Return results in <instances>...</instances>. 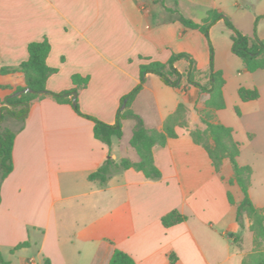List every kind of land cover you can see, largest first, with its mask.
I'll list each match as a JSON object with an SVG mask.
<instances>
[{"label":"crops","instance_id":"1","mask_svg":"<svg viewBox=\"0 0 264 264\" xmlns=\"http://www.w3.org/2000/svg\"><path fill=\"white\" fill-rule=\"evenodd\" d=\"M194 1L197 13L186 15L194 21L202 22L209 9L218 8L244 34L257 32L264 39V18L255 23L257 15H264V0L252 16L247 9L260 0ZM180 4V0H0V106L18 88L26 87L23 72L1 73V69L17 68L29 57V43L45 37L52 47L48 64L58 69L48 79V89L70 90L73 74L89 76L76 100L82 112L110 124L126 107L123 98L140 83V65L146 58L167 61L173 53L186 52L200 70L207 71L210 55L201 48L204 34L186 27L177 13L166 9H178ZM219 28L222 36L213 39ZM210 34L215 67L226 80V107L215 111V120L232 127L237 139L238 129L224 113L234 104L239 116L245 112L257 119L264 114V84L247 82L251 76L245 73L250 71L233 52L231 31L223 20L212 26ZM175 66L185 74L189 61L181 58ZM230 82L235 92L229 90ZM240 86L257 88L259 98L243 101ZM209 98V93L189 85L187 76L181 87H173L148 73L131 108L148 128L163 130L183 102L188 107V128L177 126V137L153 147L160 178L129 168L106 183L89 179L110 151L95 137L93 121L51 96L34 101L23 127L16 128L14 169L2 182L0 251L4 259L10 264H110L114 251L120 249L136 264H242L252 250V246L244 248L242 237L250 231V223L244 229L237 223L243 193L232 182V164L226 159L217 172L206 149L190 135V130L206 127L200 111ZM135 124L134 119H125L122 138L112 139L111 154L118 162L140 159L130 144ZM126 129L132 130L131 136ZM246 132L247 138L254 134L250 141L257 136L250 127ZM238 160L248 164L241 161V153ZM252 187L254 203L264 207ZM174 209L187 219L164 226L163 216ZM238 236L241 239L236 242ZM22 242L28 244L14 249Z\"/></svg>","mask_w":264,"mask_h":264},{"label":"trees","instance_id":"2","mask_svg":"<svg viewBox=\"0 0 264 264\" xmlns=\"http://www.w3.org/2000/svg\"><path fill=\"white\" fill-rule=\"evenodd\" d=\"M166 9L177 13V18L186 27L198 29L204 34L210 49L209 69L207 71L200 70L195 59L186 52L173 53L167 61L146 58V62L140 65V83L123 98L122 104L126 101V107L118 111L116 122L113 124L82 112L78 100L73 103V93L88 85L89 76H82L78 73L73 74L72 82L74 87L70 90L54 92L48 89L47 81L58 69L48 64L47 59L52 47L47 37L43 40L29 43V57L17 68L1 69V73L23 72L26 78V87H30L34 91L18 96L10 95L0 106V202L2 182L14 169L13 149L18 132L17 129L6 125V122L19 123L21 124L20 128H22L29 115L32 103L47 96H51L59 103L71 104L78 114L93 121L95 137L109 147L108 158L96 171L89 175L90 180H99L102 183H106L113 174L129 168L142 171L148 178H160L162 173L155 163L153 147L155 145H165L169 138L177 137V126L188 128V107L181 102L176 111L165 121L163 130H157L148 128L144 119L131 108V104L142 90L148 73L158 75L165 84L173 87H181L183 77L187 76L189 85H194L202 92L210 94L205 108L200 111L202 122L206 127L204 129H192L190 130V135L196 143L206 149L217 172L221 171L226 159L231 162L234 170L232 182H236L243 193V198L237 205V223L244 229L246 220L249 221V229L253 233V249L244 256L242 264H264V207H258L250 195L254 168L251 164L239 163L238 157L241 153L242 143L235 138L234 129L215 120V111L226 107L224 97L226 80L223 76V71L216 69L214 64V46L210 30L218 21H224L227 29L231 31L233 52L243 59L246 69L250 72L264 69V39L260 38L257 32L254 35L244 34L236 27L231 18L218 8L209 9L202 22H196L185 16L177 8L166 7ZM261 18H264V15L258 16L257 20ZM181 58H186L189 61V67L185 74L180 72L175 66L176 61ZM1 87L8 88V86ZM26 87H21L17 90ZM238 94L243 101L254 100L260 96L257 88H248L246 86H240ZM129 118L136 121L130 144L136 149L140 159L134 162L129 158H123L118 162L111 154L112 139L114 136L122 138L124 133L123 121ZM253 137L254 134H248L250 140ZM229 199L234 203L231 193H229ZM186 219V215L174 209L163 216L162 223L164 226L169 227ZM240 239L241 237L238 236L235 241L237 242ZM27 244L28 242H22L14 249L21 248ZM0 264H10L9 261L4 259L1 251ZM110 264H136V262L128 253L116 249Z\"/></svg>","mask_w":264,"mask_h":264},{"label":"rangeland","instance_id":"3","mask_svg":"<svg viewBox=\"0 0 264 264\" xmlns=\"http://www.w3.org/2000/svg\"><path fill=\"white\" fill-rule=\"evenodd\" d=\"M180 1L181 4L179 5L178 9L185 16L191 14L195 15V13H197L198 6L196 5V2L194 0H180ZM262 3L263 0L262 1L260 0L257 2L255 7L247 9V14H249V16H252L254 13L258 12L259 6L262 5ZM258 16L260 15H257L256 17L257 22L260 21L259 19L257 20ZM222 32L223 31L221 30V28L217 29L218 36L217 35L213 36V39L216 40L219 39V36H222ZM224 32H225V37L229 36V32L227 30L224 29ZM210 36L214 46L212 35L210 34ZM202 38L204 41L203 43H201V48L203 51L206 50V52H208V55H210L204 36ZM214 58H215V46H214ZM244 72L245 71H243L242 73ZM245 76H251L247 80V82L250 81L249 83H251L253 80L260 85L264 84V70H260L253 73L247 72L245 73ZM234 86L235 85L232 86L230 82L229 90L232 89L233 92H235ZM243 113L244 114L242 116H239L236 107H234V104H230L228 109H226L224 113V118L227 119V121L232 125H235L238 129V133L236 136L237 140L243 143L242 151H241V161L251 164L254 168V175L252 180L253 195L257 201L264 202V114L258 116V118L256 119L251 114H247L245 112ZM6 125H9L13 129H16L19 126V123L8 121L6 122ZM247 127H250L251 129L257 132V136L253 141H250L247 138V132H246ZM131 131L132 130L126 129V134L131 136L132 135ZM248 223L249 221L246 220V227H248ZM242 237L244 239V248L249 249L252 246L253 249V243H252L253 234L250 231H244Z\"/></svg>","mask_w":264,"mask_h":264},{"label":"water","instance_id":"4","mask_svg":"<svg viewBox=\"0 0 264 264\" xmlns=\"http://www.w3.org/2000/svg\"><path fill=\"white\" fill-rule=\"evenodd\" d=\"M34 90L30 87H26L24 89H21V90H17L15 91L14 93L11 94V96H18V95H21L23 93H26V92H33ZM76 97H77V92H74V99H73V103H76ZM126 103V102H125Z\"/></svg>","mask_w":264,"mask_h":264},{"label":"built area","instance_id":"5","mask_svg":"<svg viewBox=\"0 0 264 264\" xmlns=\"http://www.w3.org/2000/svg\"><path fill=\"white\" fill-rule=\"evenodd\" d=\"M29 264H35L33 261H30V263Z\"/></svg>","mask_w":264,"mask_h":264}]
</instances>
